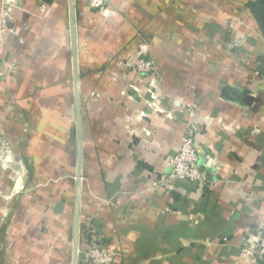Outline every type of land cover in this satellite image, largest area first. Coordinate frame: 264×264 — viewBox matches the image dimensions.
Segmentation results:
<instances>
[{"label": "crops", "instance_id": "crops-1", "mask_svg": "<svg viewBox=\"0 0 264 264\" xmlns=\"http://www.w3.org/2000/svg\"><path fill=\"white\" fill-rule=\"evenodd\" d=\"M16 1L15 32L0 35V52L20 66L0 81V264H71L68 0ZM74 2L79 249L87 231L115 264H260L246 248L264 232V0ZM144 42L157 71L147 76L134 69ZM189 124L201 187L168 176Z\"/></svg>", "mask_w": 264, "mask_h": 264}, {"label": "built area", "instance_id": "built-area-1", "mask_svg": "<svg viewBox=\"0 0 264 264\" xmlns=\"http://www.w3.org/2000/svg\"><path fill=\"white\" fill-rule=\"evenodd\" d=\"M106 0H87L89 6L93 9L102 8ZM16 0H0V35L12 32L13 30L9 25L10 16ZM44 10V9H43ZM0 36V37H1ZM2 40V39H1ZM149 45L144 43L136 49L137 61L134 69L140 75L147 76L157 73L154 61L149 57ZM8 62V63H6ZM11 62L0 56V79L3 78L8 68H14L13 65L9 66ZM157 79H150L149 85L156 86ZM133 90L140 91L138 88ZM148 90L151 91L150 87ZM196 128L189 124L182 136L180 147L168 158L169 178L170 185L178 181H188L196 184L197 186H204L208 183L206 176L201 168L200 157L195 148ZM2 145L7 147V143L1 141ZM161 181L163 179H160ZM160 180L154 182V185H160ZM91 236L89 240L83 244V248L79 249V256L81 259L88 262V264H115L116 253L109 250L98 240ZM247 252L256 257L260 264H264V232L260 231L249 246L246 248Z\"/></svg>", "mask_w": 264, "mask_h": 264}, {"label": "water", "instance_id": "water-1", "mask_svg": "<svg viewBox=\"0 0 264 264\" xmlns=\"http://www.w3.org/2000/svg\"><path fill=\"white\" fill-rule=\"evenodd\" d=\"M68 12H69L71 63H72V75H73V88H74L75 129H76V137H77L71 264H78L81 178H82V126H81V106H80V95H79V66H78L77 33H76L74 0H68Z\"/></svg>", "mask_w": 264, "mask_h": 264}, {"label": "rangeland", "instance_id": "rangeland-1", "mask_svg": "<svg viewBox=\"0 0 264 264\" xmlns=\"http://www.w3.org/2000/svg\"><path fill=\"white\" fill-rule=\"evenodd\" d=\"M110 2V0H106L105 1V4L102 6V8L100 7V8H96V9H94V10H101V9H103V8H105L106 7V5L108 4ZM86 6L89 8V9H93L92 7H90L89 6V3L87 2V0H86ZM17 8H18V3L17 2H15V5H14V8H13V11L14 10H17ZM46 9V6L45 5H40L39 6V10H40V12L41 13H43L44 12V10ZM10 25V24H9ZM26 27V26H25ZM12 28V27H11ZM27 29H29V28H27ZM13 30V33L15 32V29L13 28L12 29ZM26 32H29V30H26ZM2 38L0 37V40H1ZM144 43H147L148 44V42H144ZM143 43V44H144ZM149 45V44H148ZM140 46H137V48H139ZM149 48H150V46H149ZM0 56H2L3 58H5L6 60H8L9 62H11L10 63V65L9 66H11V65H13L14 66V68H8V72H7V74L3 77V78H1L0 79V81L1 80H6L7 78H9V77H11L12 75H14L15 73H17L18 72V70H19V64H18V62L16 61V60H11V59H9V57L7 56L6 57V55H4V54H2L1 52H0ZM6 63H8V62H6ZM2 159H3V162H4V164H7V168H9L10 170H11V167L13 168L14 167V165H12V159H10V160H8V162H7V158H6V156H3L2 157ZM18 161H20V160H18ZM15 163H19V162H17V160L16 161H14ZM20 165L21 166H19L20 167V169H19V172L21 171L23 174H26V168L24 169L23 168V164H21V162H20ZM16 166V165H15ZM22 168V169H21Z\"/></svg>", "mask_w": 264, "mask_h": 264}, {"label": "trees", "instance_id": "trees-1", "mask_svg": "<svg viewBox=\"0 0 264 264\" xmlns=\"http://www.w3.org/2000/svg\"><path fill=\"white\" fill-rule=\"evenodd\" d=\"M90 234L86 231V232H82V236L80 237V248H83V244L86 242L85 240H89V238L91 236H89ZM80 264H88L87 261L83 260V259H79Z\"/></svg>", "mask_w": 264, "mask_h": 264}]
</instances>
